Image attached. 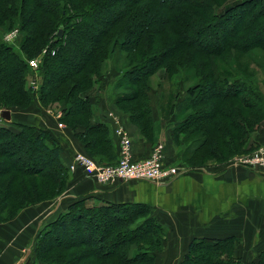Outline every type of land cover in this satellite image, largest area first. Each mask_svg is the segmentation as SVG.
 Masks as SVG:
<instances>
[{
  "label": "trees",
  "instance_id": "obj_1",
  "mask_svg": "<svg viewBox=\"0 0 264 264\" xmlns=\"http://www.w3.org/2000/svg\"><path fill=\"white\" fill-rule=\"evenodd\" d=\"M219 6L216 0H0V115L14 109L28 111L36 103L43 107L59 103V122L82 144V153L99 164L115 165L118 140L111 125L99 119L94 92L106 78L108 60L117 53L119 62L135 63L118 79L112 103L141 136H151L154 145L158 123L150 106L148 80L166 65L171 70L179 54L192 51L197 57L223 59L230 70L205 73L209 64H201L194 78L197 84L171 112L175 147L199 137L189 145L193 160L188 162L184 152L181 166L201 169L207 165L195 163L206 157L226 164L249 154L260 146L252 143V136L264 123V90L230 52L250 56L264 73V57L253 53L264 52V0H242L217 13ZM106 14L109 17L98 27L94 21ZM54 27L59 38L51 47L57 50L52 48L40 60V87L35 93L28 87L35 71L28 61L49 45ZM15 28L21 32L18 47L3 40ZM84 28L95 31L85 39L90 50L84 49L63 72L67 57L82 49L84 42L77 39ZM169 34L178 38L177 43L165 42ZM162 46L164 50L155 52ZM231 101L242 107L230 105ZM214 132L220 141L211 140ZM164 165L170 167L165 161ZM24 177L51 184H36L30 196L25 186L15 190ZM70 177L61 143L50 130L14 121L0 124V224L61 196ZM40 191L44 192L39 196ZM153 213L142 203H111L89 196L74 199L37 231L33 264H158L169 231ZM240 244L234 236L194 238L179 264H241L235 255ZM251 264H264V249Z\"/></svg>",
  "mask_w": 264,
  "mask_h": 264
},
{
  "label": "crops",
  "instance_id": "obj_2",
  "mask_svg": "<svg viewBox=\"0 0 264 264\" xmlns=\"http://www.w3.org/2000/svg\"><path fill=\"white\" fill-rule=\"evenodd\" d=\"M101 105L98 117L101 121H107L114 132L117 124L109 117L107 110L110 109L104 101L100 102ZM38 108L34 104L29 112L13 111L12 120L37 126L33 120L40 115ZM46 115L48 122L42 127L50 130L60 141L63 159L70 165L75 154L82 152V144L71 130L58 125L55 115ZM119 125L132 136L133 158H148L153 144L141 138L125 117L119 116ZM166 131L170 130L166 128ZM166 131L162 128L159 130L158 142L164 143L165 163L173 165L177 149L172 140V131ZM252 142L255 146L264 144V125ZM86 196L111 203H142L150 206L169 230V257H166L165 262H180L194 238L237 237L241 239L239 247L241 250L245 247V250L238 254L237 247L235 255L249 263L256 260L264 249V168L249 169L233 162L195 170L181 167L178 177L162 184L148 181L101 184L78 170L71 173L69 188L62 198L51 204L41 203L32 210L26 209L13 222L6 224L12 233H19V236L14 243L0 244V264L22 263L31 252L32 231L37 232L56 219L72 200ZM19 229L24 230L20 233ZM248 253L250 257L243 256Z\"/></svg>",
  "mask_w": 264,
  "mask_h": 264
},
{
  "label": "rangeland",
  "instance_id": "obj_3",
  "mask_svg": "<svg viewBox=\"0 0 264 264\" xmlns=\"http://www.w3.org/2000/svg\"><path fill=\"white\" fill-rule=\"evenodd\" d=\"M225 1L226 0H216V2L220 5L219 7H216V12L217 13L223 12L226 7L232 5V4L236 3V2L242 1V0H233V1L228 0L226 2V4H225ZM223 4H224V6H222ZM111 16H114V13H112ZM108 17L109 16L107 14L106 15H101V16H99L97 18V21H94V23L96 22L97 26L102 28V26H103L102 22L104 20H106ZM163 17L164 16L162 14L158 15L159 19H162ZM49 18L52 19L51 17H49ZM55 20H57V19H55ZM53 29L54 30L52 32V40L49 43V45L47 47H45L37 57L32 58L30 60L40 59L42 61V59L45 57V55H47V54L43 55V51L47 50V52L49 53V51L52 50L53 47H51V45L55 41H57V39L59 38L58 36H56L57 35V33H56L57 31H56L55 27ZM12 32H17V36H16V38L14 39V41L12 43H9V42H7L5 40V38ZM94 34H95V31L90 29V28H84V29L81 30V34H80L81 37L78 38L77 41L78 42H80V41L84 42L82 44V49H81V51L77 50V52L74 53L71 57L70 56L67 57V59L65 61V63H67V64H64L65 69H63V72L68 71V69L72 66V64L75 63L77 61V59H79L81 57V55H82L81 52L84 49H86V51L90 50L85 39L87 37L89 38L91 36H94ZM20 37H21L20 30L18 28H15V29L7 32L6 34H4L3 40H4V42H6L8 44H13L15 47H18V42H19ZM176 41H178V38L175 35H173V34H169V35H167V38H166L165 42H167L169 44V46H170V45L173 44V42L177 43ZM88 43H90V42H88ZM54 49L57 50V48H53V50ZM159 50H164L163 46L159 47L158 49H155V52L159 51ZM253 53L255 54V56L257 55V56H260V57H264V52L263 51H256V52H253ZM230 54H231L232 57L238 58V60H239L240 64L242 65V67L247 68L248 73L251 76H253L254 78H256L257 82H259V84H261V87L264 90V73L262 71H260L256 67V65H254L253 61H251V57L242 55L241 53L236 52V51L230 52ZM251 55H253V54H251ZM192 56H194V52H192V51H185V52L179 54L175 58V61H174L175 62V66L173 68H171V70L166 65V66L158 69L157 72L155 74H153L150 77V79L148 80V82H149L148 95H149V100H150V106H151V110L153 111V113L155 115V119H156V121L158 123V126H157L158 127V132L157 133H159V130H161V128H162V130L164 132L166 131V128H168V130H170L169 132L172 131V124L174 123L173 122L174 118H173V116H170V114H171V112H175L176 111L175 110L176 105L179 102L183 101V99H185L186 91L189 88H191V87H193V86H195L197 84V82L194 80V78H195L196 72H201V71H199L200 69L198 70V68H200L201 64H203V63H206V64L208 63L209 64V67L206 70H204L205 73H208L212 69L217 70L219 73H226V72H228L230 70V66H227L226 63L223 62L224 61L223 59L210 60V59H206L205 57H201V56L200 57H197V56L192 57ZM119 58H121V56L116 53L112 57V59L108 60V62L106 63V68H105V75H106L105 77L106 78H105L104 81H102L100 83V85L96 86L97 88L94 91L95 95H98V96H96L97 99H98V102H99L98 106H97L98 110L100 111L101 108H102V105L100 106V102L104 101L106 103V105L108 106V108L110 109V110H107L108 113H114V114L116 113L115 115L117 117H119L121 115L116 110V107L112 103V100H113V97H114L113 96L114 95V87L116 86V84L118 82V79L122 76V74H124V72L127 71L128 69L132 68V66L135 64L132 61H130V59L128 61L126 60V61L119 62ZM32 81H36V83H37V88L36 89L33 86H31V82ZM28 87H29V89H31L35 93H37L39 91L40 77H39L38 70L34 71L33 75L30 76L29 82H28ZM229 103H233V104H230V105H234L238 109L242 107V106H240L239 102L237 103L235 101H231ZM36 105L39 107L37 111H38V113H40V115H39V117H36V119L33 120V124L37 125V127L40 126V128H42V125L45 124V122H48V118H47L46 114L55 115V117H57V119H58V121H57L58 125L60 127H63V126L66 127L64 124L59 122V119H60V117L62 115V106L59 105V103H56L54 105H50L48 107H43L39 103H36ZM127 105L130 106V103L127 104ZM131 105L133 107L136 106L135 102L133 104H131ZM127 109L128 108H126V110ZM122 110H123V112L125 114H129V112L125 111L124 107H122ZM13 111L17 112L18 110L14 109V110H12L10 112H13ZM19 112L20 113H26V112H29V110L28 111H20L19 110ZM245 115L249 116V113L245 112ZM125 118H126V121L129 123V125L132 126L133 128H135L137 130V132L139 133V130H138L137 126L132 124L128 120L127 116ZM12 119L13 118H11V121H9V122H12L13 121ZM219 121L225 122V120H223L222 118H220ZM9 122H7V121H5L3 119L0 120V124L1 125L4 124V123H9ZM263 125H264V123L262 124L259 132L261 131ZM126 131L128 132V134H129V136H130V138L132 140V136H131L130 132L128 130H126ZM166 132H168V131H166ZM259 132L254 134L252 136V139H255V137L259 134ZM147 134L149 135V133H147ZM139 136L141 138L145 139L146 142H148V143L151 142V141H149L150 139H148V138H151L150 135H149L150 137H143L139 133ZM197 138H199L198 135L197 136H193L192 138L188 139V142L186 141V143H183V144L179 143V146L175 147L177 149L176 150L177 151L176 152L177 155H175V153H174V156L176 157V159H175L174 163H172L173 165H170V167H179L180 170H181V167H182L181 164H182V160H183L182 156H183L184 152L187 154L188 162H189V160H193L192 159L193 158V153L191 154L192 151L189 150V145L192 142H194L195 139H197ZM213 139L220 141V135H218L217 133L214 132V135H212V137H211V140H213ZM182 140L183 139H181V142H182ZM159 143H161V142L157 141V143H155L153 145L152 151L155 149V147ZM162 144H164V143H162ZM258 148L255 149L253 152H251L249 154H246V155H242V156L252 155L253 153H255L258 150ZM220 149H224L222 144H220ZM206 151L207 150H204L205 153H206ZM242 156L234 157L229 162H233L235 164L236 159L238 157H242ZM198 162H199V164H197V163H195V164L196 165L202 164V165H207V166L219 164V163L215 162L214 160H210V158H208V157H206L201 162H200V160ZM38 183H41V184L48 183L49 185L51 184L50 181L47 180V179L43 180V179L35 178V177H31V178L24 177V178H22V180H19V182H17V184L15 185V188H16L15 190L17 192L22 191L23 189L20 188V187L21 186H25L27 188L28 194L30 196H34L33 193H35V192H34V189H33L34 187L33 186H35ZM68 188H69V185H68ZM67 190H66V192H67ZM43 192L44 191H40L39 192L40 194H37V195L40 196ZM65 193H63L61 196L57 197L56 199H54L52 201L43 202V204H51V203L59 200L60 198H62ZM37 195H35V196H37ZM37 205H39V204H37ZM37 205L31 206L28 209L32 210L34 207H37ZM23 212H21V214ZM3 213H6V212L3 211ZM153 214H155V213H153ZM17 217H19V216H17ZM14 220H12L11 222H13ZM11 222H8V223H11ZM8 223L0 224V244H3V243L9 244V242L14 243L17 240L18 236H19V233L18 234L12 233L10 231V229H8V227H7L8 225H6ZM28 228L29 227H26V229H28ZM23 230L19 229L20 233ZM32 232H33V236H32V238H30L31 241H30V246H29L31 252H30L29 256L22 263H18V264H33V262H34V259H35V255H34V252H33L34 251V240H35V236H36L37 232H35V231H32ZM167 238H168V236H167ZM167 242L165 244L164 251L160 252L158 254V258H157L158 259L157 260L158 264H179L180 262L177 263L175 261H166L165 262L166 257L167 258L169 257L167 255V254H169V251H168L169 246H168ZM134 250H135V248H133L132 251H134ZM244 250H245V247L241 250V247L238 246V254H241ZM23 254L24 253H22V255ZM243 256L244 257H248V256L250 257L249 253L246 254V255H243ZM236 258H238V257L236 256ZM241 264H251V263L245 262V261L242 260Z\"/></svg>",
  "mask_w": 264,
  "mask_h": 264
},
{
  "label": "built area",
  "instance_id": "obj_4",
  "mask_svg": "<svg viewBox=\"0 0 264 264\" xmlns=\"http://www.w3.org/2000/svg\"><path fill=\"white\" fill-rule=\"evenodd\" d=\"M16 36L17 32H12L5 40L12 43ZM47 53V50L43 51V55ZM29 65L31 69L38 70L40 59L30 60ZM31 86L36 89V81H32ZM109 117L117 124L114 134L119 144L118 163L115 165L99 164L88 155L80 152L75 154L72 163L69 165L71 173L82 170L88 177L101 184H112L118 181H148L162 184L171 182L180 175L179 167H165V146L162 143L155 147L148 158L135 160L132 153V140L128 132L119 125V117L114 113H110ZM235 163L249 169L264 168V144L252 155L238 157Z\"/></svg>",
  "mask_w": 264,
  "mask_h": 264
},
{
  "label": "water",
  "instance_id": "obj_5",
  "mask_svg": "<svg viewBox=\"0 0 264 264\" xmlns=\"http://www.w3.org/2000/svg\"><path fill=\"white\" fill-rule=\"evenodd\" d=\"M60 37L62 36V31H60ZM1 117H2V119L3 120H5V121H7V122H9V121H11V112L10 111H3L2 113H1Z\"/></svg>",
  "mask_w": 264,
  "mask_h": 264
}]
</instances>
